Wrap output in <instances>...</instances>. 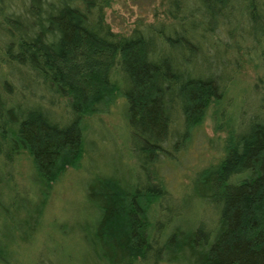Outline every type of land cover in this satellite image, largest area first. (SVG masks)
<instances>
[{
	"label": "trees",
	"instance_id": "1",
	"mask_svg": "<svg viewBox=\"0 0 264 264\" xmlns=\"http://www.w3.org/2000/svg\"><path fill=\"white\" fill-rule=\"evenodd\" d=\"M111 1L0 0V182L14 190L0 212L10 231L19 241L37 231L51 182L81 155L82 115L105 109L114 92L146 175L98 172L86 182L95 216L80 226L85 264H264V75L250 86L251 106L227 91L241 57L264 67V0H164L163 20L126 33L104 20ZM212 59L223 75L191 67ZM209 104L212 130L224 135L207 142L222 155L189 183L213 216L167 229L169 193L146 166L174 159ZM57 107L65 110L55 115ZM21 152L31 191L14 177ZM12 239L0 230V264H23ZM30 264L68 263L40 252Z\"/></svg>",
	"mask_w": 264,
	"mask_h": 264
},
{
	"label": "rangeland",
	"instance_id": "2",
	"mask_svg": "<svg viewBox=\"0 0 264 264\" xmlns=\"http://www.w3.org/2000/svg\"><path fill=\"white\" fill-rule=\"evenodd\" d=\"M166 7L164 0H112L104 8V20L112 31L126 33L139 23L163 20ZM191 67L196 72L221 70L222 75L225 70L219 60L213 59L197 60ZM259 73L264 75V67L258 70L251 60L241 57L227 91L239 97L242 104L251 106L254 92L250 86L254 87ZM112 98L106 103L105 109L82 115L81 155L74 165H66L51 182L37 231L27 233L26 241H19L17 233L10 231L13 227L7 216L0 212V230L8 232V236L13 238L8 247L14 249L15 261L30 264L37 254L45 252L47 258L57 262L63 259L68 264H85V260L89 262L88 253H85L86 243L79 232L80 226L90 223L95 216L92 206L83 195L86 182L98 172L128 177L131 181L145 180L146 174L133 162V141L123 117L120 98L114 92ZM59 100L60 103L62 98ZM211 108L209 104L205 109L199 133H191L184 147L175 152L174 159L164 158L156 165L151 163L146 166L149 175L157 169L159 176L156 175L169 193L166 198L164 196L166 209L160 213L161 218L170 219L167 229L176 224L189 228L198 221L208 224L213 216L214 212L192 195L193 187L189 183L196 170L216 162L222 155L219 146L207 142V137L217 139L224 135L223 131L212 130ZM64 110V107H57L53 112L59 115ZM16 159V182L33 190L35 184L30 179L32 170L28 155L21 152ZM13 192L9 182H0V203L9 205L7 202L14 195ZM20 215L13 213L12 217L16 220Z\"/></svg>",
	"mask_w": 264,
	"mask_h": 264
}]
</instances>
